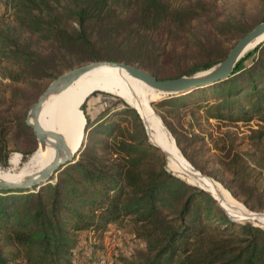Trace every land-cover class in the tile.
<instances>
[{
    "label": "rangeland",
    "instance_id": "1",
    "mask_svg": "<svg viewBox=\"0 0 264 264\" xmlns=\"http://www.w3.org/2000/svg\"><path fill=\"white\" fill-rule=\"evenodd\" d=\"M83 1L0 0V145L10 156L9 166H0V173L3 169L27 176L43 166V145L27 124L28 113L62 74L94 61H116L147 70L159 79L170 78L206 57L219 61L249 29L264 21V0H106L85 22L89 42L73 43L61 36L57 40L53 36L57 28L73 32L78 27L75 11ZM263 43L246 50L241 58ZM254 57L246 64H252ZM185 94H169L118 71L96 72L81 79L70 90V106L75 118L85 123L80 106L88 101L93 121L79 151L83 145L97 146L112 127L134 142L146 137L152 145L161 146L160 151L152 149L147 155L153 166L159 169L166 161L174 175L201 189L223 193L235 214L240 208L260 222L264 217V122L256 118L219 120L192 101L188 108L183 100L164 103ZM250 102L249 98L242 100L246 107ZM129 105L148 129L146 135L127 111ZM40 120L47 128L59 127L56 99L44 105ZM175 136L180 137L185 153ZM48 145L55 150L53 140ZM161 148L167 150L169 161ZM32 151L24 161V154ZM245 201L257 208H249ZM238 216L230 218L261 225ZM146 247L136 237L133 221L126 219L122 227L112 225L104 236L80 232L75 264H127L138 249Z\"/></svg>",
    "mask_w": 264,
    "mask_h": 264
},
{
    "label": "trees",
    "instance_id": "2",
    "mask_svg": "<svg viewBox=\"0 0 264 264\" xmlns=\"http://www.w3.org/2000/svg\"><path fill=\"white\" fill-rule=\"evenodd\" d=\"M105 2L84 0L75 11L78 27L73 32L57 28L53 36L73 43L89 42L85 22ZM229 51L219 61L206 57L201 64L170 78L208 71ZM254 55L253 63L246 64ZM243 98L251 101L247 107ZM179 100L186 101V108L189 101L207 108V114L219 120L256 118L264 122V43L241 58L228 79L164 103ZM87 103L80 106L86 115L85 132L93 121ZM127 109L146 135L136 109L130 105ZM107 136L97 146L83 145L80 158L39 190H0V264H75L80 232L104 236L112 225L122 227L126 219L133 221L136 237L147 245L127 259V264H264V217L259 222L238 208V217H249L262 226L234 221L230 218L237 217L234 205L223 193L199 185L210 194L174 175L166 161L159 169L153 166L147 155L160 148L146 137L134 142L113 127ZM175 140L182 147L180 137ZM161 149L169 161L167 150ZM32 153L24 154L23 160ZM9 157L1 144L2 168L9 166Z\"/></svg>",
    "mask_w": 264,
    "mask_h": 264
},
{
    "label": "water",
    "instance_id": "3",
    "mask_svg": "<svg viewBox=\"0 0 264 264\" xmlns=\"http://www.w3.org/2000/svg\"><path fill=\"white\" fill-rule=\"evenodd\" d=\"M263 32L264 21L255 25L249 32L242 36L231 48L228 55L217 65L211 68V71L205 75H182L174 78L159 79L147 70H144L132 64L116 61H94L76 67L59 76L48 86V88L43 92L38 100L31 106L28 113L27 124L33 128L37 139L41 141L44 146L50 143V135L62 137V135L57 132L45 129L39 122L38 115L43 103L51 93L61 91L82 74L102 65L125 68L133 76L142 79L149 85L168 92L169 94H184L198 88L209 86L216 82L226 80L232 75L237 63L241 59L239 58V56L242 51L254 38L259 36ZM150 142L154 144L152 141ZM79 152L77 154H79ZM73 157L74 155L71 153H69L66 157H63L60 154L59 149L57 148V156L50 166H48L41 172L27 177L22 182L0 180V190L4 191L29 189L30 191H33L35 188L39 190L42 185H46L47 183L52 182V176L54 174H57L61 168L67 166L71 162Z\"/></svg>",
    "mask_w": 264,
    "mask_h": 264
},
{
    "label": "bare ground",
    "instance_id": "4",
    "mask_svg": "<svg viewBox=\"0 0 264 264\" xmlns=\"http://www.w3.org/2000/svg\"><path fill=\"white\" fill-rule=\"evenodd\" d=\"M263 41H264V32L262 34H260L259 36H257L256 38H254L246 46V48L240 54L239 58L242 57V55L244 54V52H246V50L253 49L254 47L259 45ZM101 71H118V72L130 74L125 68H122V67H112V66H108V65H102V66H99L97 68H94V69L82 74L76 80H74L73 82L68 84L65 88H63L61 91L51 93L50 96L43 103V105L39 111L38 119H39L42 108L48 102L49 99H56L59 102L60 113H61V121H60L59 127L55 130V129L47 128L44 125H42L45 129L57 132V133L62 135V137H58L55 135L49 136V140H53L54 143L56 144L55 150H51L49 147H47L49 145L44 146L43 143L40 141L41 144L43 145V149H44V163H43V166L41 168H39L37 171H35L32 174L27 175V176H25V174L0 173V180H7V181H12V182H22L27 177H29L33 174H36L38 172H41L42 170H44L45 168H47L48 166H50L54 162V160L57 156V148L59 149L60 154L63 157H66L69 153L75 155L79 151L80 146L82 144V141L84 139V136H86L85 124L83 122H81L80 120H78L77 118H75V116L72 112V109L70 106V101H69L70 90L81 79H83V78H85V77H87L93 73L101 72ZM205 74H207V73H205ZM201 75H203V74H201ZM182 159L184 161H186V159L184 157H182Z\"/></svg>",
    "mask_w": 264,
    "mask_h": 264
}]
</instances>
